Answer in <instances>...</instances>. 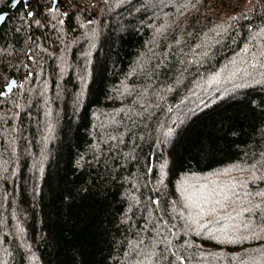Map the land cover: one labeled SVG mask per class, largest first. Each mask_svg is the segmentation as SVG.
Masks as SVG:
<instances>
[{
    "label": "trees",
    "instance_id": "16d2710c",
    "mask_svg": "<svg viewBox=\"0 0 264 264\" xmlns=\"http://www.w3.org/2000/svg\"><path fill=\"white\" fill-rule=\"evenodd\" d=\"M0 0V264H264V0Z\"/></svg>",
    "mask_w": 264,
    "mask_h": 264
},
{
    "label": "water",
    "instance_id": "95a60500",
    "mask_svg": "<svg viewBox=\"0 0 264 264\" xmlns=\"http://www.w3.org/2000/svg\"><path fill=\"white\" fill-rule=\"evenodd\" d=\"M16 3H17L16 0H13V2L11 3V7H14ZM7 14H8V11L0 12V24L4 20Z\"/></svg>",
    "mask_w": 264,
    "mask_h": 264
},
{
    "label": "snow or ice",
    "instance_id": "6c2138e0",
    "mask_svg": "<svg viewBox=\"0 0 264 264\" xmlns=\"http://www.w3.org/2000/svg\"><path fill=\"white\" fill-rule=\"evenodd\" d=\"M16 2H17V3H19V2H20V0H16Z\"/></svg>",
    "mask_w": 264,
    "mask_h": 264
}]
</instances>
